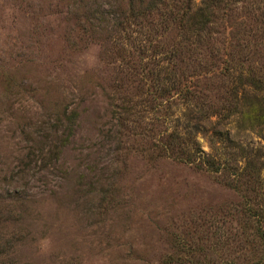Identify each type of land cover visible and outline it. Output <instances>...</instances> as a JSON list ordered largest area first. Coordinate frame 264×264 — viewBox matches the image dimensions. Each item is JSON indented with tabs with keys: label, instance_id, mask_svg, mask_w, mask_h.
Returning <instances> with one entry per match:
<instances>
[{
	"label": "rangeland",
	"instance_id": "1",
	"mask_svg": "<svg viewBox=\"0 0 264 264\" xmlns=\"http://www.w3.org/2000/svg\"><path fill=\"white\" fill-rule=\"evenodd\" d=\"M207 1L189 0V12ZM176 6L0 0V264H264V155L245 168L213 137L229 130L264 154V125L196 113L195 102L216 103L210 73L192 80L200 99L161 93L163 61L199 59ZM256 56L264 76V48ZM188 124L199 126L196 161L161 153L163 135L191 146Z\"/></svg>",
	"mask_w": 264,
	"mask_h": 264
},
{
	"label": "trees",
	"instance_id": "2",
	"mask_svg": "<svg viewBox=\"0 0 264 264\" xmlns=\"http://www.w3.org/2000/svg\"><path fill=\"white\" fill-rule=\"evenodd\" d=\"M178 1L176 24L183 35L182 40L186 39L190 33L195 36L197 45L192 46L188 42L187 51L197 48L196 55L199 59H196V63L192 64L191 62L194 60L191 57L186 58V55L176 53L177 60L173 65H170L168 60L167 63L163 61L162 66H165V70L161 76H158L161 93L163 95L175 93L182 97L184 103L192 102V99L198 98L194 93V88L197 85L192 83V80L195 82L200 79L208 80L206 74L210 73L211 76L220 78V83L215 86L217 89L214 97L216 103L195 102L193 109L196 113H199L207 121L211 115H216L220 120L217 121L218 124L222 122L227 124L234 120L242 128L247 124L264 125V76L257 73L255 67L251 65L257 58L256 55H260L264 48V0H208L206 7L200 10V14L196 11L189 12V0ZM238 8L240 15L236 16L233 12ZM218 10L221 15L217 17L214 15V11ZM223 16L226 17L224 19H227L224 25L221 21ZM217 24L219 27L215 32L216 38H213L214 34L210 29H213ZM226 32L228 35L223 36L220 45H216L221 33L223 35ZM147 73L148 83L144 81L142 86L147 85L148 90H154L156 79L154 76H150L149 72ZM247 86L253 92L252 96L245 91L244 88ZM207 90L210 91V88ZM198 128L197 124H192V126L188 124L185 127L188 135L186 139L190 142V147L183 143L172 144V138L176 140L175 133L168 136L163 135L166 138L163 141L166 142L160 152L165 153L164 150L168 149L169 155L183 158L188 162H195V157L200 155V150L193 140L192 132ZM213 129V137L225 146L236 148L239 151L238 156L245 160V168L253 166V158L259 159L264 155L259 148L253 149L248 144L244 146L233 141L229 130H220L217 127ZM198 162L208 167H219V162L210 156H205ZM234 171L233 173L236 174V170ZM256 263H261V260H257Z\"/></svg>",
	"mask_w": 264,
	"mask_h": 264
}]
</instances>
